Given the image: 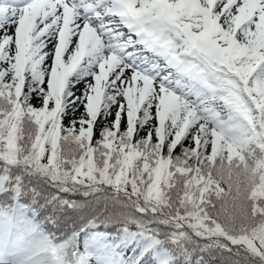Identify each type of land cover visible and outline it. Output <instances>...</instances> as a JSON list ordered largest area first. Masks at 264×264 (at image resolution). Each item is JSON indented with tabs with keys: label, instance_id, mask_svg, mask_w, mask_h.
Segmentation results:
<instances>
[{
	"label": "snow or ice",
	"instance_id": "1",
	"mask_svg": "<svg viewBox=\"0 0 264 264\" xmlns=\"http://www.w3.org/2000/svg\"><path fill=\"white\" fill-rule=\"evenodd\" d=\"M0 264H264V0H0Z\"/></svg>",
	"mask_w": 264,
	"mask_h": 264
}]
</instances>
